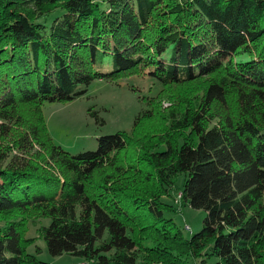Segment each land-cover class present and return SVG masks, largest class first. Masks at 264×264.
<instances>
[{
	"label": "trees",
	"instance_id": "16d2710c",
	"mask_svg": "<svg viewBox=\"0 0 264 264\" xmlns=\"http://www.w3.org/2000/svg\"><path fill=\"white\" fill-rule=\"evenodd\" d=\"M141 74L162 88L130 131L78 154L53 140L46 101ZM187 206L207 213L190 238L166 215ZM42 218L50 254L87 264H187L209 246L217 264H264V0H0V264H51L27 252Z\"/></svg>",
	"mask_w": 264,
	"mask_h": 264
},
{
	"label": "rangeland",
	"instance_id": "374dc122",
	"mask_svg": "<svg viewBox=\"0 0 264 264\" xmlns=\"http://www.w3.org/2000/svg\"><path fill=\"white\" fill-rule=\"evenodd\" d=\"M106 6V5H105ZM172 55V48L164 54V58ZM249 59L247 56L237 57V60ZM102 69H113L112 59L107 58ZM162 85L159 80L148 74L133 75L121 78L118 81L96 79L88 87L85 95L67 102L46 101L43 106L49 134L53 140L72 154L85 151H94L98 148L99 136L111 135L119 131H130L135 117L149 108L147 100L156 96ZM164 106L169 105L165 101ZM104 120L100 122L96 114ZM165 146L159 148L164 150ZM184 176L180 175L177 187L183 186ZM177 191L163 197V201L174 204ZM182 229L185 237L190 238L201 230L207 213L203 209L184 207L179 212H167ZM49 218H42L31 222L27 238H35L28 246L27 252L37 255L39 259L51 264H81L83 259L69 254L54 256L50 254L47 244L38 229L40 226H48ZM3 224H0L2 226ZM211 247H207L199 258H189L187 264H217L219 258L210 255Z\"/></svg>",
	"mask_w": 264,
	"mask_h": 264
},
{
	"label": "built area",
	"instance_id": "2783aa9c",
	"mask_svg": "<svg viewBox=\"0 0 264 264\" xmlns=\"http://www.w3.org/2000/svg\"><path fill=\"white\" fill-rule=\"evenodd\" d=\"M180 196H181V193H179V194H178L177 198L179 199V198H180ZM81 264H87V263H85V262H82Z\"/></svg>",
	"mask_w": 264,
	"mask_h": 264
}]
</instances>
